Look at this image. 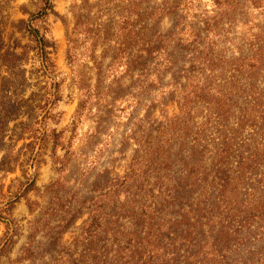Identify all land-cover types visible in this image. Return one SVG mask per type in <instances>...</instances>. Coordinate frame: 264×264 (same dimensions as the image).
I'll return each mask as SVG.
<instances>
[{
	"label": "rangeland",
	"instance_id": "1",
	"mask_svg": "<svg viewBox=\"0 0 264 264\" xmlns=\"http://www.w3.org/2000/svg\"><path fill=\"white\" fill-rule=\"evenodd\" d=\"M52 2L45 66L0 0V264H264V0Z\"/></svg>",
	"mask_w": 264,
	"mask_h": 264
},
{
	"label": "trees",
	"instance_id": "2",
	"mask_svg": "<svg viewBox=\"0 0 264 264\" xmlns=\"http://www.w3.org/2000/svg\"><path fill=\"white\" fill-rule=\"evenodd\" d=\"M28 14V19L20 20L19 25L28 35V40L30 44L23 46V56L21 57H13V61H19L23 58H26L30 49L35 48L37 54L41 58V64L45 66H49L50 57H49V49H53L55 47V43L53 40L49 39L46 35V29L43 27L46 23V19L48 16L53 15L55 18H60L59 14L54 10V5L52 0H40V5L38 10L35 13H30L23 10V13ZM6 122H0V125L5 124ZM5 132V129H1L0 127V141L3 139L1 134ZM33 185V184H32ZM90 227V226H89Z\"/></svg>",
	"mask_w": 264,
	"mask_h": 264
}]
</instances>
